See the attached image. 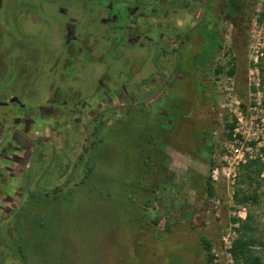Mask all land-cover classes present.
<instances>
[{
  "label": "rangeland",
  "instance_id": "rangeland-1",
  "mask_svg": "<svg viewBox=\"0 0 264 264\" xmlns=\"http://www.w3.org/2000/svg\"><path fill=\"white\" fill-rule=\"evenodd\" d=\"M48 1L51 0H4L0 11V83L11 80L12 90L3 92L0 89V99L5 95V98L8 95L21 97L22 92L25 96L38 90L45 93L50 85H56L64 66H70L72 62L71 50L77 51V46L68 47L66 34H63L66 22L71 21L69 17L78 21L81 44L88 39L91 43H101L105 28L86 26L87 17L92 13L84 5L77 6L76 0H52V6ZM189 1L196 8L200 5L197 20L182 15V3H176V15H182L183 19L175 14L173 18L165 16V19L172 18L174 28L176 19L177 27L183 33L188 32L186 45L181 48V52H186L183 63L187 69L178 68L175 70L180 72L172 74L176 65L175 46L164 35V29L171 26L164 19L162 34L153 38L160 39V51L167 61L165 68L160 69L161 65L156 64L159 46L153 43L148 49L128 52L127 59L121 60L122 55L110 54L111 70L108 69L110 65L106 71L104 66L98 67L97 77H84L86 80L92 78V84L96 85L104 82L102 77L107 72L106 79L110 82L106 88H122L115 100L110 101V105L117 104L122 108L117 107L116 114L95 134L97 138L105 136V141L100 148L101 158L88 180L83 182L85 162L79 163L81 152L78 147L73 150L75 143H84L86 136H90V131L84 130L86 135L83 134L87 119L77 111L79 98L59 114L53 107L46 106L45 120L41 122L44 125L37 129L29 122L19 126V120L1 119L5 127L0 129V148L16 147L13 157L18 161L14 172L19 178L15 185L18 200L21 193H26V185L31 184L39 191L58 183L59 178L71 181L64 188L65 198L61 204L48 207L42 215L37 214L36 224L39 226L44 219L48 230L47 249L51 256L45 264H205L201 238L206 236L214 241L213 248L220 247L223 226L235 203H228L224 188H218L224 218L223 226H220L206 192L208 148L213 139L217 143L225 142V117L229 122L233 120L225 108L229 102L225 92L229 78L234 79V90L242 99L246 114L253 103L254 98L249 96V79L257 49L264 54V0ZM57 7H69V17L59 15ZM239 7L241 9L237 11ZM163 8L171 11L175 10V5L167 2ZM201 19H204L202 24L196 27ZM23 48L26 53L21 52ZM53 48L61 60L51 73L49 68L53 59L48 55ZM144 50L147 54L141 52ZM233 55L238 58L234 77L228 74ZM9 59L15 60L14 70ZM19 59L22 62L28 60L30 64L23 65ZM4 60L8 62L3 64ZM217 64L225 68L220 75L215 72ZM98 77L102 79L97 81ZM84 78L76 82L80 90ZM72 94L76 95L73 92L62 95H70L72 99ZM94 95L93 92L92 99ZM90 103V114L93 115L100 105L95 99ZM125 104H136L143 110L128 111L130 107L126 108ZM18 110V106H4L0 107V114L10 115ZM257 116L264 119V105ZM78 123H81L79 128ZM9 126L13 132L8 131ZM7 140L10 143H5ZM41 143L44 146L50 144L43 147V151H51L52 156L39 159L36 155L35 159L28 160L34 146ZM146 161H152L151 170ZM165 164L168 166L163 169ZM143 171L148 175L153 173V178L141 179L139 176H144ZM141 183L149 190L139 195L137 192L141 190L137 186ZM261 183L259 204L246 206L248 215L254 217L256 236L264 241V179ZM28 195L29 191L25 200ZM147 198L155 205L164 203L160 210L170 220L164 219L159 228L151 224L153 211L146 213L138 206ZM29 205L32 209L35 202L29 201ZM8 210L3 204V211ZM3 215L5 217L4 213L0 214V219ZM167 222L172 224L171 231L165 230ZM256 250L260 255L264 253L262 246Z\"/></svg>",
  "mask_w": 264,
  "mask_h": 264
},
{
  "label": "trees",
  "instance_id": "trees-1",
  "mask_svg": "<svg viewBox=\"0 0 264 264\" xmlns=\"http://www.w3.org/2000/svg\"><path fill=\"white\" fill-rule=\"evenodd\" d=\"M171 3L175 5V10L171 9H164L163 8V14L171 15L173 18V15L180 16L178 18L183 19L181 16L184 15V17H189L191 20H197L201 11H200V5L198 4V8H196L195 5H193L192 1L189 0H164V3ZM205 2V0H204ZM254 2V0L252 1ZM176 3L180 5V10H184V14L182 15H176L177 13V7ZM177 5V6H178ZM241 8L239 7L237 11H239ZM263 17V16H262ZM172 18H166L165 22L167 24L171 25L169 29H164V35H166L167 38H169L174 47V51L176 53V59H175V66L172 74L176 73V71L180 72L181 68L187 69L185 62L186 58L184 55H186L183 52H181V48L186 45V38L188 37V32L183 33V31L180 30V28L176 25V19H175V28L173 26V20ZM205 19V16H204ZM204 19H201L196 27L200 26ZM262 20V18H261ZM101 43H91L88 39V41L85 42L84 46L81 48L82 51L79 52L78 50L75 51V55L71 57L72 62L70 66H64L63 68V74L60 78V81L56 85H51V88L48 89L45 93H41L38 90L39 93H33L32 95H28L27 98L25 97H18L20 100V104L14 103L11 104L13 106H18L19 111H13V116H25V118H31L32 121V128L37 129V126H42V120L45 119L43 116H46L45 114V107L48 108L53 107L55 113H60L61 110H66L69 108V105H71V102H75L77 98H79L78 107L81 111L82 115H86L84 117L87 119V122L85 121V125L87 126L85 129H83V134L86 135V131H90V136H86L84 139V143H75V147L73 150L79 148V152H81L80 156V162H85V173L82 175L83 182L88 180L91 175H93L95 171V166L100 157V148L105 141V136L102 138H97L95 134L100 130V127L106 125L108 120L112 117V115L116 114L117 107L122 108L119 105H110L111 100H115V97L120 94V87L118 90H110L106 88V85L108 84V81L106 78L109 76L107 72H105V75L102 77L104 78V82L97 83L96 85L92 84V78L91 80H86L84 77L88 78L92 75L96 76V68L104 66V69L106 71V67L112 69V59L109 57L110 54L114 55L115 57H119L122 55L123 60L124 58H128L126 56V47H127V35L125 32L120 33H113L111 31H105L102 35V38H100ZM197 42L198 39L196 38ZM196 42V43H197ZM5 46V47H4ZM3 47L8 50V47L6 44H3ZM221 47V44L216 48V50ZM141 49H139L140 51ZM215 50V51H216ZM24 51V52H23ZM26 49L23 48L21 52H25ZM56 49L52 50L51 53H49L48 56L52 58V63L49 68V72H53L57 69L58 64L61 60V58L55 56ZM144 54L146 53V50L141 51ZM191 52L190 50L188 51ZM108 54V56H107ZM111 55V56H112ZM157 62L160 63V67L165 68L167 66V61L164 59L163 54L161 51H159L157 54H155ZM191 55V54H190ZM47 56V57H48ZM208 57V56H207ZM149 58V57H148ZM209 59V58H208ZM21 64L26 65L30 64V62L24 61L22 62V59H19ZM152 61V59H150ZM161 60V62L159 61ZM182 61V62H181ZM8 61L4 60L3 64ZM15 62V60H14ZM13 62L12 59H9V64H11L12 68L14 70V67L17 66ZM77 62V63H76ZM181 62V65H179ZM209 61H207L208 63ZM80 63V64H79ZM166 63V65H165ZM82 64V65H81ZM112 65V66H111ZM259 66L261 68V77H262V84H261V91H262V104L264 105V57L260 59ZM229 72L228 74L232 77L236 76L237 74V68H238V58L233 55L230 62H229ZM180 70H175V69ZM109 70V71H110ZM225 70L224 66L217 64L215 68V72L217 75H220ZM121 73V72H120ZM110 74V73H109ZM63 77V78H62ZM97 77V76H96ZM133 77V76H132ZM131 77V78H132ZM84 78V84L83 88L80 90L79 87H77L76 82H79L80 79ZM102 78H97L100 81ZM127 78V77H126ZM8 83V84H7ZM7 83L3 82L0 83V89L4 91H11V80ZM125 83L126 79H125ZM8 86V87H6ZM238 90L240 93L242 92L239 88ZM43 92V91H42ZM65 92H73L76 93V95L72 94L74 98L71 96H64L63 93ZM81 92V93H80ZM94 92L93 99L97 100V102L100 105V109L90 114L92 104L90 101L93 99L91 98L92 94ZM84 93V94H83ZM83 94V95H82ZM8 95V94H7ZM81 95V97H80ZM243 95V94H242ZM6 96V95H5ZM3 99H0V102H7L8 96ZM81 98V99H80ZM74 106V104H73ZM81 106V107H80ZM128 111H134V112H140L141 108H138L136 104H125ZM124 106V107H125ZM15 109V107L13 108ZM22 109V110H21ZM74 109H72L71 112H73ZM15 112V113H14ZM25 112V115L23 114ZM34 112V113H33ZM49 112V111H46ZM53 112V113H54ZM29 113V114H28ZM74 113V112H73ZM52 115V114H49ZM55 115V114H54ZM11 114L9 115V118H11ZM12 116V117H13ZM74 117V116H73ZM226 118V124L225 129L230 132L228 135L229 138H231V132L235 129L236 123L235 122H229L228 118ZM121 123H123V119H121ZM60 124V123H59ZM62 124V123H61ZM60 124V125H61ZM81 123L77 124V127ZM54 126V125H53ZM59 125L54 126L55 128H58ZM91 127V129L89 128ZM84 130L85 133H84ZM47 145H50L49 143L42 145H35L28 160L35 159L36 155H39L40 157H46L50 158L51 151H48L47 153H44L43 147L45 148ZM81 151H80V146ZM215 148V144H211L209 146V169L213 164V161L211 159V154ZM264 152V149L262 150ZM146 165L151 168L153 167L152 161H146ZM144 163V164H145ZM168 164H165L163 166V169H166ZM69 167V166H68ZM25 170V169H24ZM72 172V171H71ZM144 172V171H143ZM144 176L140 175L139 177L143 179L144 177L149 179L153 178V173L148 175L146 172H144ZM64 177V176H63ZM162 179V177H161ZM160 179V180H161ZM264 179V162H262L261 159H256L249 161L246 165L242 167L240 179H239V187L238 191L235 195V205H246L249 203L259 204L260 200V194L259 190L261 188V181ZM140 181V179L138 180ZM65 182V183H62ZM71 183V181H63V178H59V182L56 184H53L51 187L45 186L44 188H41L39 191L35 190V188L31 187V184L27 186V190L29 191L27 202L25 200L26 193H21V199L18 200L17 207L14 209L13 213L9 215V218H5L4 215L0 219V264H45V261L50 258L51 253L47 249L48 247V240H47V225L46 220H41L39 226L36 224V218L39 217V215H42L45 209L48 207H53V205L61 204L64 200L65 196L63 195L64 188L67 184ZM137 183V182H136ZM139 184V182H138ZM19 185V184H18ZM137 188L140 191L137 192V194H143L146 190L149 189L141 183V186L138 185ZM155 193V190H153ZM206 192L209 196V198L213 199L218 196V188L211 182L210 178L207 179V188ZM29 201L35 202V205L32 206V209L30 208ZM153 200L150 198H147L145 200H141L139 203V207H141L144 212L149 213L153 211L154 217L151 220V224L155 227H160L161 222L166 219L170 220L168 216H165L161 212V208H164L163 202H157L155 205L152 203ZM37 204V205H36ZM37 210V211H36ZM39 214V215H37ZM38 226V227H37ZM150 226V225H148ZM166 231L172 230V224L171 222H167L165 226ZM256 227H255V220L252 214H249L247 219L241 223V227L239 230V238L235 241L233 254L236 260V264H264V253L259 254V252L256 250V248L262 246L264 247V241L261 240L256 236ZM201 244L203 247V252L205 256V264H209V262L212 259V250L214 245V241L209 239L206 236H203L201 238Z\"/></svg>",
  "mask_w": 264,
  "mask_h": 264
},
{
  "label": "built area",
  "instance_id": "built-area-1",
  "mask_svg": "<svg viewBox=\"0 0 264 264\" xmlns=\"http://www.w3.org/2000/svg\"><path fill=\"white\" fill-rule=\"evenodd\" d=\"M264 56L261 49H257L254 61L251 63L249 79V96L253 97V103L248 107V114L243 109V101L234 90L233 78H229L225 88L228 104L225 108L236 123L235 129L230 132L225 129V142L217 143L213 139L215 148L211 154L213 161L209 169V178L217 187H223L228 203L234 204L235 195L239 187V179L242 167L249 161L261 159L264 162V119H259L257 114L262 111V77L259 66L260 59ZM214 138L217 133H213ZM212 200L214 217L220 226L223 218V200L217 196ZM248 217L246 205H233V210L228 214L220 237V247L213 248L212 259L209 264H236L233 254L235 241L239 238L241 223Z\"/></svg>",
  "mask_w": 264,
  "mask_h": 264
},
{
  "label": "flooded vegetation",
  "instance_id": "flooded-vegetation-1",
  "mask_svg": "<svg viewBox=\"0 0 264 264\" xmlns=\"http://www.w3.org/2000/svg\"><path fill=\"white\" fill-rule=\"evenodd\" d=\"M78 5H84L85 8L90 10L92 13L91 17H87L86 26H100L101 28H105L104 31H111L113 33H120L125 32L127 35V47H126V56L128 52H131L135 49H148L153 46V43H157L159 46V51L161 50L160 47V39L157 37L153 38V36H157L158 34H162L163 31V24L165 16L168 14H163V3L164 0H76ZM149 1V2H148ZM50 5L53 6V1H48ZM4 5V0L2 1V5L0 7V11L2 10ZM71 7L72 4L70 5ZM57 13L61 16H68L69 17V7L68 9H63L61 7H57ZM92 18V19H90ZM71 21L66 22L64 26V33L66 34V41L68 47L73 48L77 46V50L79 52L82 51V47L84 46L85 42L81 44V35L79 33L80 29L78 28V21L76 19H71ZM88 41V40H87ZM79 44L81 46H79ZM55 49V48H53ZM70 50V49H69ZM75 48L71 50V56L75 55ZM51 53V52H50ZM57 56V51L55 53ZM136 60V58L134 57ZM137 61V60H136ZM139 62V61H138ZM3 63V61H2ZM160 65L159 62L156 63ZM155 64V65H156ZM154 65V66H155ZM161 69V67H159ZM160 70L156 71L158 74ZM154 77V76H153ZM60 79H58V84ZM127 82V81H126ZM112 83V82H111ZM51 85L49 86V89ZM137 89V88H136ZM48 90V89H47ZM35 92V91H34ZM34 92H28V95H32ZM38 94L39 92H35ZM21 97L27 98L24 93H21ZM14 98L18 99V103L20 104V100L18 96L9 95L8 101L5 102L4 106H9L14 103H10V101ZM3 103V102H0ZM0 106V107H4ZM19 111V110H18ZM16 111V112H18ZM15 113V112H14ZM25 115V112H23ZM29 114V113H28ZM13 116V113L11 114ZM11 116V119L19 120L17 125H23L24 122L32 123L31 118H25L23 115L21 116ZM0 129H4L5 123L1 121L7 119L9 117L8 114H0ZM12 127L9 126L8 131H14L11 129ZM4 136V135H3ZM5 143H10L7 140ZM0 214L3 213L5 216H9L13 213L14 209L17 207L18 197L16 195V182L18 183L19 178L15 176V166L18 162L14 159V152L13 150L16 149L15 146L13 147H1L0 148ZM3 204L8 207V211H3ZM2 209V210H1ZM2 217V216H1ZM9 218V217H8Z\"/></svg>",
  "mask_w": 264,
  "mask_h": 264
},
{
  "label": "water",
  "instance_id": "water-1",
  "mask_svg": "<svg viewBox=\"0 0 264 264\" xmlns=\"http://www.w3.org/2000/svg\"><path fill=\"white\" fill-rule=\"evenodd\" d=\"M2 1H3V0H0V7H1V5H2ZM14 102H18V99H17V98H14V99H12V100L10 101V103H14ZM4 105H7V104L0 103V106H4Z\"/></svg>",
  "mask_w": 264,
  "mask_h": 264
},
{
  "label": "crops",
  "instance_id": "crops-1",
  "mask_svg": "<svg viewBox=\"0 0 264 264\" xmlns=\"http://www.w3.org/2000/svg\"><path fill=\"white\" fill-rule=\"evenodd\" d=\"M189 170H191V169H189ZM189 170H188V171H189ZM208 178H209V174H208ZM186 181H187V180H186Z\"/></svg>",
  "mask_w": 264,
  "mask_h": 264
}]
</instances>
